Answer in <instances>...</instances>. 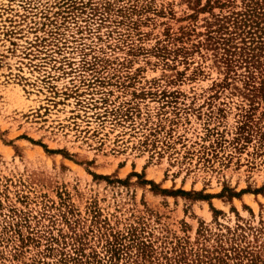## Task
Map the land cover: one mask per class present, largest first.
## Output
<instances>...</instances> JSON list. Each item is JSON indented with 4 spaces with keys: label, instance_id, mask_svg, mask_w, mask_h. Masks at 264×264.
Here are the masks:
<instances>
[{
    "label": "rangeland",
    "instance_id": "obj_1",
    "mask_svg": "<svg viewBox=\"0 0 264 264\" xmlns=\"http://www.w3.org/2000/svg\"><path fill=\"white\" fill-rule=\"evenodd\" d=\"M243 5L0 0V264H264V49L223 45Z\"/></svg>",
    "mask_w": 264,
    "mask_h": 264
},
{
    "label": "trees",
    "instance_id": "obj_2",
    "mask_svg": "<svg viewBox=\"0 0 264 264\" xmlns=\"http://www.w3.org/2000/svg\"><path fill=\"white\" fill-rule=\"evenodd\" d=\"M243 10L237 12L232 20L233 32L229 33V37L224 40L223 45L226 47L229 43L236 39H241V42L245 45L243 50L239 53L236 50L235 42L232 49H235L237 53H231L238 56L243 63L251 64L255 61L254 55H250L249 51H261L264 49V0H243ZM245 39H251L250 45H254L251 48L250 45H246ZM256 40V41H255ZM255 41V42H254ZM227 53H229L227 51ZM239 53V54H238ZM258 61H255V63ZM264 85V80L262 82ZM136 259L129 257L128 262L125 264H148L151 259L152 250L145 244H141L137 248ZM190 255H194L192 259H187L185 251L178 252L173 258L167 261H172L168 264H231V261H235L232 264H249L256 263V259H248L250 255L247 251H241L237 248L225 249L219 244L214 249H203L202 252H192ZM138 258V259H137ZM252 258V257H251ZM246 259V260H245ZM109 264H119V254L117 252H111Z\"/></svg>",
    "mask_w": 264,
    "mask_h": 264
}]
</instances>
